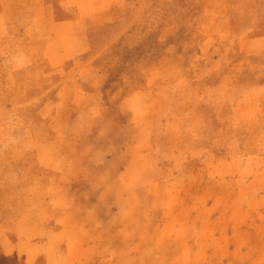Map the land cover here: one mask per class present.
<instances>
[{"label": "rangeland", "instance_id": "374dc122", "mask_svg": "<svg viewBox=\"0 0 264 264\" xmlns=\"http://www.w3.org/2000/svg\"><path fill=\"white\" fill-rule=\"evenodd\" d=\"M202 1L125 0L58 68L7 24L0 264H264V8Z\"/></svg>", "mask_w": 264, "mask_h": 264}, {"label": "crops", "instance_id": "0c3cea01", "mask_svg": "<svg viewBox=\"0 0 264 264\" xmlns=\"http://www.w3.org/2000/svg\"><path fill=\"white\" fill-rule=\"evenodd\" d=\"M243 5L247 8L261 7L264 8V0H245ZM59 6L74 7L76 16L66 18L64 20L56 17L55 4L49 0H1L0 1V60L3 59L6 46L5 34L7 24L17 20L19 13L27 17V32L29 33L28 45L44 43L43 56L47 55L46 47L49 39H67L70 42L67 46H61L59 49V60L53 68L64 65L67 61L74 59L77 55L85 51L84 38L85 32L82 23L89 19L98 23H110L119 21L125 17V0H61ZM204 9L203 19L206 20L209 7L227 8L231 4L228 0H208L202 1ZM7 8L16 9L15 13L7 12ZM220 12V11H219ZM217 16L225 15L222 11ZM216 13V12H215ZM263 16V15H261ZM15 18V19H13ZM219 20H213L219 21ZM217 33V32H216ZM63 36V37H62ZM221 37L220 35H216ZM81 40V44L73 41ZM4 46V47H3ZM24 48V47H23ZM22 48V49H23ZM51 61H49L50 63ZM51 64V63H50ZM66 79V78H65ZM73 78H67L71 81ZM64 86V85H63ZM61 85V89L63 88Z\"/></svg>", "mask_w": 264, "mask_h": 264}]
</instances>
